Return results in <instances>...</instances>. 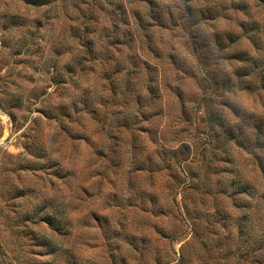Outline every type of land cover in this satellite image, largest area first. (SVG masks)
Returning a JSON list of instances; mask_svg holds the SVG:
<instances>
[{"label": "rangeland", "instance_id": "rangeland-1", "mask_svg": "<svg viewBox=\"0 0 264 264\" xmlns=\"http://www.w3.org/2000/svg\"><path fill=\"white\" fill-rule=\"evenodd\" d=\"M91 1L48 0L46 6L38 7L26 0H0V264H154L157 250L170 259L174 246L180 259L183 245L184 264H201L210 258L211 251L203 248L189 231L186 239L171 242L172 246L157 242L156 236L148 242L141 241L146 234L148 238L155 234V226L170 223V219L160 221L151 216L146 220L143 209L154 214H159L160 207L176 211L170 196L175 192L173 179L165 169L175 155L167 151L173 146L178 148L183 141L196 142L200 147L207 130L206 112L222 111L220 102L224 98L239 108L240 117L225 111L241 128L250 123V114L264 121V4L256 0H191L195 12L208 9L219 17L213 20L212 14L204 16L198 24L195 23L199 20L189 18L185 33H189L190 52L193 44L198 48L201 41L193 38L195 33L204 35L206 46L217 35L223 39L229 35H236V40L241 38L236 44H226L227 50L214 45L204 49L203 42L201 50L207 59L201 65L194 62V77L183 75L185 66L180 62L173 66L163 54L168 50L167 44L177 46L184 42V31L180 27L174 31L173 27V31L155 34L153 41L158 45L159 58L153 60L150 54L143 53L141 58H150L155 64L154 78L161 81L163 88V96L155 102L163 109L151 122H141L138 130L137 126H120L137 116V108L127 104L125 98L131 89L120 81L113 86L103 79L106 72L111 76L114 63H102L101 58L88 61L84 71L77 70L70 86L60 85V72L79 51L76 36L87 15L92 11L93 20L105 26L112 14L119 19L113 5H109L111 1L140 5L137 0H96L106 6L101 7L102 11L99 7L90 9ZM157 1L162 14L166 17L172 12L179 25L184 2ZM167 27L171 23L167 22ZM175 52L178 58L184 56L179 49ZM244 52L249 58L244 63L212 58ZM126 55V59L131 57L128 52ZM240 69L249 76H235ZM229 77L234 88L225 85ZM140 85L135 86L132 95ZM246 87L251 92L242 91ZM110 88H115L114 97ZM180 94L188 105L184 114L180 113ZM75 95L89 106L72 120H66L61 109ZM101 100L103 105L99 106ZM195 101H201L200 106ZM52 107L54 111L50 110ZM91 110L95 112L90 113ZM124 118L127 119L123 121ZM240 154L244 161L245 155ZM163 157L165 164L161 165ZM161 176L163 182L158 179ZM153 194L159 195L156 202L150 200ZM196 195L189 190L177 199L181 203L185 196V203L192 208ZM214 204L213 200L206 201L204 207L212 217L208 220L202 212L204 221L210 223V228L214 224L213 228L223 234L233 227L234 218L229 219L228 214L222 220L219 212L239 211L227 199ZM50 212L66 225L54 231L40 218L36 224L27 221ZM220 224L228 228L224 230ZM45 234L53 239V254L49 247L41 245ZM130 235L136 237L133 242ZM220 243V261L224 264L229 252L226 249H234L238 242L232 238ZM216 257L211 256L212 263L217 262Z\"/></svg>", "mask_w": 264, "mask_h": 264}, {"label": "trees", "instance_id": "trees-1", "mask_svg": "<svg viewBox=\"0 0 264 264\" xmlns=\"http://www.w3.org/2000/svg\"><path fill=\"white\" fill-rule=\"evenodd\" d=\"M26 1L29 5L38 7L48 4V0ZM137 1L140 4L138 7L133 5L132 1L129 4L111 1L109 5H113L119 19H116V16L112 14L105 26H100V21L93 20V17H91L92 11L87 15L86 20L80 23L76 36L79 51L73 56L72 63L65 66L64 71L60 72V85L70 86L74 82L77 70L79 72L84 71L83 66L88 61L95 62L101 58L102 63H114V70L111 72V76L106 72L103 79L108 80L113 86L118 85L120 81L126 86V89H131L129 91L130 95L125 98L129 101L127 104L137 108V116L129 119L127 124L125 121L127 118H124L123 121L125 122H122L120 126L124 128L137 126L138 130H140L139 124L141 122H151L161 114L160 110L162 111L163 109L159 103L155 102L158 97L163 96L162 83L160 80L156 81L154 78L155 64L150 58H141L142 53L143 56L150 54L153 60L159 58L158 45H155V41H153L154 35L160 32L173 31V27L174 31L175 28L179 29V27L184 31H181L183 33L181 40L185 43L179 42L177 46L167 44L166 49L168 50L164 51L163 54L173 66L178 62L185 66L183 71H181L183 75H192L191 77H194L196 72L194 62L197 61L198 65H201V61L204 58L207 59V57L203 58L205 54L201 50V45L205 41L204 35L201 37V35L198 36L195 33L193 38L196 40L201 39L200 44L198 48L193 44L192 51L188 50L190 46V40L187 39L189 33H185V30L188 29L187 25L190 24L188 20L189 18H196L199 21L195 24H198L204 16H211L212 14L213 20H218L219 15L217 12L215 13L208 9L206 11L200 9L195 12L191 0H182L184 2L181 8L183 19L177 25L172 12H169L166 17L162 14L161 4L157 0ZM235 1L238 0H233V2ZM256 1L264 4V0ZM91 2L89 7L92 10L93 8L96 10L99 7L103 11L101 7H106L105 5L97 4L96 0ZM167 22L171 23V27H167ZM195 24L193 25L196 26ZM103 33L106 34L105 39L101 37ZM239 39L236 40V35H229L226 39L217 35L212 44L209 43L207 46L212 49L214 45L216 48L227 50L226 44H236ZM207 46L204 42L203 48L205 49ZM178 49L184 56L178 58L179 55L175 52ZM126 52L131 55L130 58L126 59ZM145 52L148 53L144 55ZM161 56L163 57L162 54ZM222 56L212 55V58L216 60L236 59L242 63L249 60L248 54L245 52L239 54L230 53L226 57ZM118 58H121V60H118ZM256 66H258L257 63ZM256 66L254 65V68ZM234 75L241 78L249 76L248 73H243L241 69L235 71ZM57 76L59 78V73H57ZM214 83L216 84V82ZM137 84H141L140 88L136 91L135 95H132ZM163 85L166 86V89H171L170 85L164 83ZM225 85L232 86V88L235 86L230 77L226 80ZM114 89L110 88L109 90L113 97L115 93ZM244 90L250 91L248 87L242 89V91ZM231 93L234 94L235 91ZM178 97L181 100L179 103L180 113L184 114L187 112V101L184 100L181 94ZM200 102L195 101L194 103L200 106ZM220 103L221 108H224L222 111L218 109L213 113L206 112L209 115L207 120H205L207 130L203 133L205 139L200 142V147L195 145L196 142L190 144L183 141L178 148L175 149L173 146L169 151L166 150L175 155L174 161L171 164L169 163L165 169L170 172V179H173L171 186L174 187L175 192H171L170 196L172 204L177 209L174 212H170L160 207L159 214H154L143 209L146 220H149L150 216L158 217L160 221L167 218L170 219V225L155 226V234L152 236L148 233L149 238L146 234V237L143 236L141 241L148 242L156 236L157 242L172 246L173 242L186 239L187 232L189 231V234L203 248L211 251V256L213 254L217 255L216 263L211 262L210 256L207 261H202L201 264H222L220 259L223 250L219 247L222 244L220 242L225 241V239L229 241L235 238L238 243L234 249L233 247L229 248L226 246L228 247L226 250L229 252H226L227 258L224 264H264V121L250 114V123L246 125V128H248H241L240 124L234 121L226 113L227 111H225L227 109L232 115L240 117L237 113L239 108H236V103L230 102L226 98ZM66 104L61 109L62 116L66 120H72L76 114L83 111L82 109L89 106L88 102L79 100L76 95ZM97 104L102 106V100ZM53 108H50V110L54 111ZM94 112L90 111V113ZM246 112H248L247 108H245ZM47 114L49 113L47 112ZM164 137L166 138L165 134ZM177 144L179 143H175V145ZM240 152L245 155L244 161L240 159ZM164 160L165 157H163L161 165L165 164ZM174 166L177 173L173 172ZM159 172H162V170ZM150 179H153V175H151ZM158 179L162 182L164 181L162 176ZM189 190L197 193L196 203L194 202L195 205L192 208L189 207L185 203L186 197L183 196L181 210V203H179L177 198L180 194L183 195L184 192ZM158 197L159 195L153 194V196H150V200H155L156 202ZM208 199L213 200L214 206L219 200L227 199L232 202V207L239 211L230 212L228 209L229 213L227 211H224V213L219 212L222 220L228 214L229 219L234 218L232 221L233 227L223 234H220L217 228H213L214 224H211L210 228V223L204 221L205 216L203 213L207 216L208 220L212 217L210 212H207V209L204 207ZM37 218H40V222L46 223L47 227L54 231H58L66 225L56 213L51 212L45 213L43 216H40V214L33 216V218L27 219V221L31 224H36ZM171 219H175L173 220L174 224H171ZM220 225L222 227H219L224 228V230L228 228L226 225ZM184 227L185 230H183ZM130 237L132 242L136 239L134 235H130ZM43 240L44 242L41 245L49 247L52 250V254L55 253L56 247H54L53 239L45 234ZM184 248L185 246L183 245L179 256L180 259H177L178 252L174 246L170 249V259L165 256L163 257L162 251L157 250V255L153 260L154 264H184ZM134 250L138 251L135 246ZM141 254L143 255V252ZM32 264L47 263L33 262Z\"/></svg>", "mask_w": 264, "mask_h": 264}]
</instances>
